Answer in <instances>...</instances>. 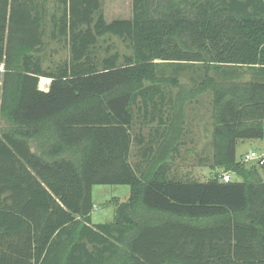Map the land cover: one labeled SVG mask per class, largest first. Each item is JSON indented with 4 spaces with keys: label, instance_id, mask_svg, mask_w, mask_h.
Returning <instances> with one entry per match:
<instances>
[{
    "label": "trees",
    "instance_id": "1",
    "mask_svg": "<svg viewBox=\"0 0 264 264\" xmlns=\"http://www.w3.org/2000/svg\"><path fill=\"white\" fill-rule=\"evenodd\" d=\"M101 4L0 0V264H264V163L236 160L264 136V0H131L109 21ZM47 28L67 51L44 66ZM205 91L214 172L181 179V108ZM165 106L136 166L132 128ZM93 185L129 186L110 222H91Z\"/></svg>",
    "mask_w": 264,
    "mask_h": 264
},
{
    "label": "rangeland",
    "instance_id": "2",
    "mask_svg": "<svg viewBox=\"0 0 264 264\" xmlns=\"http://www.w3.org/2000/svg\"><path fill=\"white\" fill-rule=\"evenodd\" d=\"M41 1V0H40ZM45 2L47 13L57 9L58 0H42ZM101 10L105 18L109 21L114 18H128L132 14L131 0H102ZM49 26V22H47ZM49 29L44 36L46 47L43 51V65L52 64L58 59L66 56L67 48L62 44V40H58L48 36ZM117 49L121 52H127V47L117 39H113ZM2 70V66L0 65ZM212 73V71H211ZM247 72L243 73L246 77ZM191 75L190 70L183 71L179 75L181 86L173 88V94L177 95V89L182 87L187 92L192 82L189 80ZM198 77V74H192ZM244 77V78H245ZM49 82L44 84L43 78L39 79V87L47 88ZM173 97V96H172ZM211 107V93L202 92L195 97L185 98L184 105L181 111L184 116V128L180 132L179 145L177 146L178 153L174 155L172 163V171L170 174H175L181 179H196L205 181L210 177V169L207 165L210 164V157L213 150L211 136V120L209 118ZM7 126L6 120L0 118V128L5 129ZM249 150L256 152H264V136L260 139H246L237 143L236 160L243 161L244 153ZM245 166H250L255 163L254 160L243 161ZM220 171V170H219ZM233 180H240V177L231 173ZM129 196L128 185H93L92 187V202L93 209L91 211L92 223H105L113 220L116 206L121 201H125Z\"/></svg>",
    "mask_w": 264,
    "mask_h": 264
},
{
    "label": "crops",
    "instance_id": "3",
    "mask_svg": "<svg viewBox=\"0 0 264 264\" xmlns=\"http://www.w3.org/2000/svg\"><path fill=\"white\" fill-rule=\"evenodd\" d=\"M244 77L245 76H243L242 74V77L240 79L244 81H248V80L256 79L258 76L256 75L255 77L254 75H252V73L247 71L246 77L245 78ZM211 107H210V114H209L210 120H211ZM160 118L166 122V119H167V107L166 106L165 108L161 109L158 112V115L156 117L151 118L149 121L145 122L143 125H140V123H136L133 126L132 131H131L133 140H132L131 147H130L129 160L131 161V163L135 164L136 166L138 165L139 167H142V164L143 163L145 164L144 159H146V156H144V154L149 153L150 147L154 148L156 144H158V142L162 139L164 126H166V124L165 123L161 124ZM211 128H212V123H211ZM243 140H246V139H243ZM243 140H239L238 142L243 141ZM177 153L178 151L176 152V154ZM171 164L172 163H170V170L172 171ZM207 167L210 169L209 173L214 172V169H212L210 165H207L205 168Z\"/></svg>",
    "mask_w": 264,
    "mask_h": 264
},
{
    "label": "built area",
    "instance_id": "4",
    "mask_svg": "<svg viewBox=\"0 0 264 264\" xmlns=\"http://www.w3.org/2000/svg\"><path fill=\"white\" fill-rule=\"evenodd\" d=\"M254 160L257 165H262L264 163V152H256L254 150H249L248 152L244 153L243 161H251ZM221 179L224 182H228L232 180L230 172H223L221 174Z\"/></svg>",
    "mask_w": 264,
    "mask_h": 264
}]
</instances>
